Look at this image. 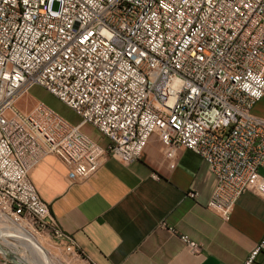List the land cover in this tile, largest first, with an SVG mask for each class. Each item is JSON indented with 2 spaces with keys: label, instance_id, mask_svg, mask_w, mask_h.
I'll list each match as a JSON object with an SVG mask.
<instances>
[{
  "label": "built area",
  "instance_id": "obj_1",
  "mask_svg": "<svg viewBox=\"0 0 264 264\" xmlns=\"http://www.w3.org/2000/svg\"><path fill=\"white\" fill-rule=\"evenodd\" d=\"M35 85L81 122L43 100L22 112L17 101ZM263 97L264 0H0V214L85 257L30 171L56 154L84 179L106 154L140 158L157 134L172 167L181 148L209 164L217 183L208 206L228 220L244 191L264 197V118L253 112ZM261 254L264 235L244 264Z\"/></svg>",
  "mask_w": 264,
  "mask_h": 264
},
{
  "label": "crops",
  "instance_id": "obj_2",
  "mask_svg": "<svg viewBox=\"0 0 264 264\" xmlns=\"http://www.w3.org/2000/svg\"><path fill=\"white\" fill-rule=\"evenodd\" d=\"M52 102L61 109L59 99ZM63 111L73 124L81 122L75 112ZM253 112L264 118V97ZM82 130L110 144L93 125ZM30 178L51 217L91 264H244L264 235L261 194L244 191L224 219L208 206L217 183L209 164L181 148L172 167L157 134L140 158L123 162L106 154L84 179H76L56 154L42 158ZM182 234L201 244L199 253L186 247ZM252 264H264V255Z\"/></svg>",
  "mask_w": 264,
  "mask_h": 264
},
{
  "label": "rangeland",
  "instance_id": "obj_3",
  "mask_svg": "<svg viewBox=\"0 0 264 264\" xmlns=\"http://www.w3.org/2000/svg\"><path fill=\"white\" fill-rule=\"evenodd\" d=\"M53 99L55 100L58 98L52 95L42 86L35 85L29 90V92L19 98L16 105L22 112L26 113L30 112L40 100H43L47 104L53 106L62 115L65 114L63 109L69 111L71 114H74V111L62 102L61 109L58 108L56 105L53 104ZM24 222L26 224L24 226L21 224V226L27 229V231H29L31 234L35 235L38 240L43 244V246L47 250V256L52 264H91V262L88 261L87 258H85L83 255H80L77 250L71 249L67 242L59 241L56 238L50 236L49 234L37 230L35 225L28 220H24ZM9 223L10 219L8 217L5 218L0 215V227H5ZM5 237H7L12 243H14L15 246H13V250L15 248L23 250L22 244L14 236L7 235ZM20 254H23V252L20 251ZM7 261L8 264H14L9 261L2 252H0V264Z\"/></svg>",
  "mask_w": 264,
  "mask_h": 264
},
{
  "label": "bare ground",
  "instance_id": "obj_4",
  "mask_svg": "<svg viewBox=\"0 0 264 264\" xmlns=\"http://www.w3.org/2000/svg\"><path fill=\"white\" fill-rule=\"evenodd\" d=\"M2 217L7 218L8 216L2 215ZM8 218L10 219V223L5 227H0V252H13L28 264H52L47 256V250L43 244L35 235L31 234L27 231V229L21 226V224L24 226L26 223L17 222L11 217ZM7 235L14 236L17 240H19L24 247H22L23 250H19L18 248L13 250V246L15 245L7 237H5ZM20 251L23 252V254H20Z\"/></svg>",
  "mask_w": 264,
  "mask_h": 264
},
{
  "label": "water",
  "instance_id": "obj_5",
  "mask_svg": "<svg viewBox=\"0 0 264 264\" xmlns=\"http://www.w3.org/2000/svg\"><path fill=\"white\" fill-rule=\"evenodd\" d=\"M5 257L11 261L14 264H28L27 262H25L23 259L19 258L16 254H14L13 252L10 251H4L2 252Z\"/></svg>",
  "mask_w": 264,
  "mask_h": 264
}]
</instances>
